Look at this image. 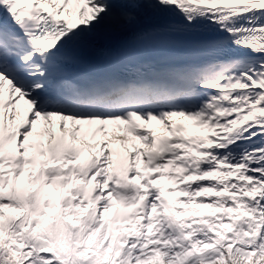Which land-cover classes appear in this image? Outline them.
Listing matches in <instances>:
<instances>
[{
    "label": "snow or ice",
    "instance_id": "6c2138e0",
    "mask_svg": "<svg viewBox=\"0 0 264 264\" xmlns=\"http://www.w3.org/2000/svg\"><path fill=\"white\" fill-rule=\"evenodd\" d=\"M0 264H264V0H0Z\"/></svg>",
    "mask_w": 264,
    "mask_h": 264
}]
</instances>
